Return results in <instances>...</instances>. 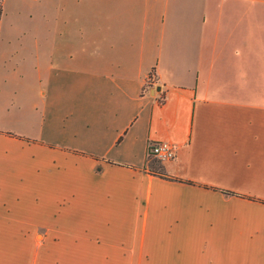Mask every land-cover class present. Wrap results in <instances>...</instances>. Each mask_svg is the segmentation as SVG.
<instances>
[{
	"label": "crops",
	"instance_id": "obj_1",
	"mask_svg": "<svg viewBox=\"0 0 264 264\" xmlns=\"http://www.w3.org/2000/svg\"><path fill=\"white\" fill-rule=\"evenodd\" d=\"M49 28L40 117L0 119V264H264V0H59Z\"/></svg>",
	"mask_w": 264,
	"mask_h": 264
},
{
	"label": "rangeland",
	"instance_id": "obj_2",
	"mask_svg": "<svg viewBox=\"0 0 264 264\" xmlns=\"http://www.w3.org/2000/svg\"><path fill=\"white\" fill-rule=\"evenodd\" d=\"M58 7L59 0H0V119L40 117L44 86L36 65Z\"/></svg>",
	"mask_w": 264,
	"mask_h": 264
},
{
	"label": "built area",
	"instance_id": "obj_3",
	"mask_svg": "<svg viewBox=\"0 0 264 264\" xmlns=\"http://www.w3.org/2000/svg\"><path fill=\"white\" fill-rule=\"evenodd\" d=\"M173 155L174 148L166 141H151L146 145V157H153L159 161H163L171 159Z\"/></svg>",
	"mask_w": 264,
	"mask_h": 264
}]
</instances>
